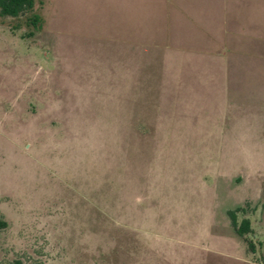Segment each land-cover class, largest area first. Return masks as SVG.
I'll use <instances>...</instances> for the list:
<instances>
[{
    "label": "rangeland",
    "instance_id": "1",
    "mask_svg": "<svg viewBox=\"0 0 264 264\" xmlns=\"http://www.w3.org/2000/svg\"><path fill=\"white\" fill-rule=\"evenodd\" d=\"M161 3L0 15V264H264V120L246 131L212 120L235 111L163 109ZM177 13L175 42L193 49H175L206 53L209 32L184 34Z\"/></svg>",
    "mask_w": 264,
    "mask_h": 264
},
{
    "label": "crops",
    "instance_id": "2",
    "mask_svg": "<svg viewBox=\"0 0 264 264\" xmlns=\"http://www.w3.org/2000/svg\"><path fill=\"white\" fill-rule=\"evenodd\" d=\"M222 1L213 0L214 7L203 12L194 6L195 0H162L161 15L167 23L163 31V109L172 105L170 110H183L187 103V110L235 111L231 118L217 114L212 120H235L249 131L247 128L259 126L256 119L264 120V8L260 0ZM175 13L184 34L196 28L209 32L204 43L208 47L203 48L206 53L175 49L176 45L192 48L184 47L189 42H175L171 32ZM187 71L190 74L186 75ZM183 95L182 105H174L181 99L175 96Z\"/></svg>",
    "mask_w": 264,
    "mask_h": 264
},
{
    "label": "trees",
    "instance_id": "3",
    "mask_svg": "<svg viewBox=\"0 0 264 264\" xmlns=\"http://www.w3.org/2000/svg\"><path fill=\"white\" fill-rule=\"evenodd\" d=\"M36 0H0V15L20 17L27 12L33 11L35 8ZM41 17L38 14H32L29 16V23L33 26H37ZM247 214L248 209L246 205H237L234 208L228 209L227 214L231 219V224L236 233L243 237L250 251L256 252L255 242L248 238V235L253 232L252 222L248 216H244L240 221L238 219V213ZM7 226V222L0 218V228ZM264 261V258H263Z\"/></svg>",
    "mask_w": 264,
    "mask_h": 264
}]
</instances>
